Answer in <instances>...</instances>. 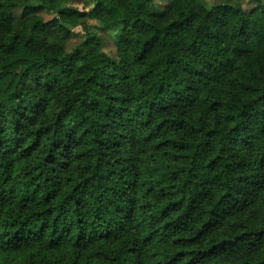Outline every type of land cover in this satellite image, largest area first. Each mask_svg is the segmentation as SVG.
<instances>
[{
	"label": "trees",
	"instance_id": "obj_1",
	"mask_svg": "<svg viewBox=\"0 0 264 264\" xmlns=\"http://www.w3.org/2000/svg\"><path fill=\"white\" fill-rule=\"evenodd\" d=\"M79 1L0 0V264H264V0Z\"/></svg>",
	"mask_w": 264,
	"mask_h": 264
},
{
	"label": "rangeland",
	"instance_id": "obj_2",
	"mask_svg": "<svg viewBox=\"0 0 264 264\" xmlns=\"http://www.w3.org/2000/svg\"><path fill=\"white\" fill-rule=\"evenodd\" d=\"M210 4H218V3H223L226 2L228 0H208ZM243 3V6L245 9H253L255 7V3L253 0H241ZM82 3L77 0L76 6L79 7L80 9L83 8ZM164 4V3H163ZM156 5L157 7H159L161 5V2L159 0H156ZM163 6V5H162ZM43 17L46 20H50L52 18V16L50 14H43ZM98 21L96 18H92L90 20V22L88 23V26L91 27H95L97 26ZM73 40L70 43V47H73L75 45H77L78 43L81 42V40L84 37V32L82 31V29H76L73 31ZM99 37L102 40L103 43V51L111 58L118 60L119 59V54L117 51V48L114 44L113 41V34H99ZM230 88L228 86H220V87H216L215 92H213L214 95H216L218 98H221V96L226 92V90ZM212 90L211 88H209V91ZM208 91V92H209ZM195 114L198 115H202L205 114L206 116H208L210 114V111H208L207 109L201 108V107H196V109L194 110ZM143 155V159H144ZM251 207L246 208V210L236 213L234 215H232V217L226 219L224 221V223H230V222H237V221H249V219L251 220H257V218H260V211L259 209H264V188L263 190L256 195V198L254 199V201L251 203L250 205ZM230 221V222H229ZM222 231V230H217V232ZM82 264H96L97 263V259L95 257V255H93L91 252L88 251V253L83 254L82 255ZM62 264H69V260H68V255H66L65 258H63V263Z\"/></svg>",
	"mask_w": 264,
	"mask_h": 264
}]
</instances>
